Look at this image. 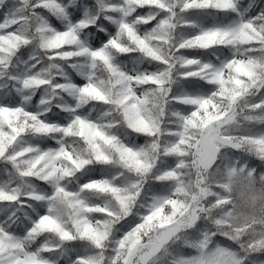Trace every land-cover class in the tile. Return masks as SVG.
<instances>
[{
  "label": "snow or ice",
  "instance_id": "6c2138e0",
  "mask_svg": "<svg viewBox=\"0 0 264 264\" xmlns=\"http://www.w3.org/2000/svg\"><path fill=\"white\" fill-rule=\"evenodd\" d=\"M264 0H0V264H264Z\"/></svg>",
  "mask_w": 264,
  "mask_h": 264
},
{
  "label": "trees",
  "instance_id": "16d2710c",
  "mask_svg": "<svg viewBox=\"0 0 264 264\" xmlns=\"http://www.w3.org/2000/svg\"><path fill=\"white\" fill-rule=\"evenodd\" d=\"M256 258H258V259H264V254L258 255Z\"/></svg>",
  "mask_w": 264,
  "mask_h": 264
}]
</instances>
